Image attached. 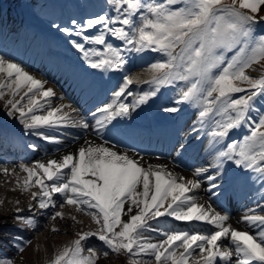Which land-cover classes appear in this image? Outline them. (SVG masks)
<instances>
[{"label": "snow or ice", "instance_id": "1", "mask_svg": "<svg viewBox=\"0 0 264 264\" xmlns=\"http://www.w3.org/2000/svg\"><path fill=\"white\" fill-rule=\"evenodd\" d=\"M108 3L121 15L89 18L75 33L80 36L88 29L102 26L94 36L83 35L84 41L102 48L86 50L85 44L71 41L83 53L89 67L117 71L126 63L123 51L162 52L168 59L150 65V82L159 86L177 79L188 81L190 86L179 102L200 103L201 122L212 113L221 117L210 133L214 143L219 144L230 130L249 121L255 99L264 98V71L256 77L247 71L254 64L264 62V34H254L257 18L264 21V16H259L264 0H166L156 4L144 3V0H108ZM177 4L182 6L171 7ZM137 13L139 25L134 19ZM72 24L77 22L73 20ZM60 31L73 34L68 28ZM106 32L122 41L125 47L121 49L108 43ZM229 52L233 55L227 58L225 54ZM133 83L134 78L125 75L113 93L112 102L97 109L101 115L96 119L95 131L117 117L129 115L157 93L158 88L144 92L133 105L121 103L120 98ZM237 93L247 94L234 98L233 94ZM127 94L132 95L130 91ZM6 95L10 97L6 100L8 115L18 113L25 129L69 124L89 127L84 120L72 121L64 111L66 105H49L46 114H35L36 109H44L42 99L48 102L55 96L54 90L45 88L42 81L20 65L0 57V99ZM165 111L174 113L178 109L169 107ZM249 132L242 141H233L226 151H219L218 157L264 176V115L251 124ZM35 134L46 140L53 139L41 131ZM20 168L26 177L23 180L17 177V184L21 191L39 189L30 195L34 200L39 197L40 209L55 207L52 198L59 194L63 197L61 208L74 207L98 225L96 231L78 232L77 238L60 249L48 264H97V251L91 247L85 249L90 237H95L113 253L124 252L130 257L147 255L154 258L155 264H264V216L242 218L250 227H255V232L225 226L227 215L213 212L189 194L200 186L198 181L177 177L163 165L146 167L111 147L88 142L60 160ZM201 171L197 169L195 174ZM3 172L8 174V169ZM162 216L177 221L205 222L216 230L208 233L167 231L163 233L166 239L152 243L144 232L151 227L150 220ZM56 217L63 219L64 215L55 212L53 218ZM17 219H24L28 225L34 223L30 218L17 216ZM71 219L79 223L75 216ZM225 239L227 244L222 243ZM85 250L88 255H84ZM108 250L102 249L104 257L109 255ZM0 264L12 262L0 260ZM129 264H140V261L130 259Z\"/></svg>", "mask_w": 264, "mask_h": 264}, {"label": "bare ground", "instance_id": "2", "mask_svg": "<svg viewBox=\"0 0 264 264\" xmlns=\"http://www.w3.org/2000/svg\"><path fill=\"white\" fill-rule=\"evenodd\" d=\"M103 3L106 9L111 10L112 5L108 3V0H103ZM100 5L101 2L98 7H100ZM2 11L6 14L5 16L1 15ZM26 18L24 12H20L19 10L8 13L7 10L0 9V25L2 26V30L0 31L8 32L10 35L18 34L20 38H22L23 32H29L31 36L28 40H25L27 41L26 43L28 47L29 44H31L29 47V54L26 55V57H23L25 54L20 51L17 52L15 49L11 50V45L8 44L7 39H3L0 34V57L10 55V57L14 59L21 60L22 65L11 61L9 58H4L20 65L26 72L36 79H41L40 81L43 82L45 88H52L54 90L55 96L48 102H45L42 99L41 103H44V109H36L35 114H46L45 110L49 105L51 107L66 105L67 107L64 111L69 113L72 121L78 122L84 120L88 123L89 127L84 129L69 124L67 126H46L39 130L25 129L23 124L20 123L18 113L11 116L8 115L9 108L6 106V100L10 97L6 95L5 98L0 99V253L9 255L17 264H48L58 248L62 249L73 239L77 238L74 236L75 233L78 231L97 230V227L93 228L90 226V222L92 221L91 218L83 213L77 212L74 207L65 205L61 208L60 204L63 197L59 194H54L52 198L55 207L50 206L46 209H40L38 207L39 197L34 200L30 195L31 192H38L39 189L33 187L30 188L29 191H21L17 184V177H19L20 180H23L26 177V173L20 168L21 165L32 167L36 163H47L49 160H60L66 154L75 153L81 146H87L88 142L111 147L122 154H127L129 157L136 159L146 167L148 165H163L167 171L172 172L177 177H184L185 179L198 181L200 186L189 193L196 198L197 203L204 205L206 208H210L213 212L227 215L228 220L225 221V226H230L240 231H256L255 227H250L242 220V218L246 215L264 216V182L259 184V182L255 183V181H253L252 184L247 185L245 183L246 173L242 177L239 175L232 177L225 165L216 164L215 159L211 158L214 151L217 149L211 148L208 143V138L205 140L204 146L200 148L199 152L197 150L196 153H192L196 150V145L202 140L200 134L203 131L200 123H197L198 121L193 119L185 120V118L191 114L190 111H192V107L190 105L185 102L179 104L177 100L174 99L173 94L166 91L156 100L154 99L151 101L153 98L151 97L146 103L141 104L134 110L130 111L129 115L121 118L117 117L106 127L101 128L99 131H95L94 126L96 119L101 115L100 113H97V109L104 105H96L95 107L90 108L91 110L85 111L80 110V107L75 108L71 105L74 100L67 87L72 85L73 88H79V86L82 85L83 92H91L92 94L96 93L98 96L96 95L89 102V105L93 104L95 100L104 93V89L96 87L95 89H92V87L87 85L89 80L85 82L83 76L87 75L89 71L97 70L95 76L97 77L100 69L89 67L83 59V53L80 52L79 55H67L68 59H72V61L69 62V64H64V62L59 63V66H63V69L60 74H57L59 69L56 70L55 68L52 70L55 66L50 61V58L46 57V51L44 49V45L54 43V39L51 40L47 34L38 38V26L32 30L27 29L31 23L37 22L32 19L31 21L24 23ZM31 53H33L32 56H30ZM122 54H124V57L126 58L123 75L133 77L134 83L129 86V89L120 98V102H128L130 105H133L136 101V93L142 95L144 92L155 89L150 87L151 79L149 78L150 76L152 78L150 65L151 62L155 60V56L146 57L145 55L139 54L131 57L130 51H123ZM51 57H53V53ZM93 59H95V57H93ZM66 67H68L67 73ZM31 69L38 71L45 76L49 71H52L50 78L54 82L52 83L51 79L42 80L41 76ZM132 69L134 70L133 72H131ZM250 69L255 71L257 66L254 65ZM102 71L104 79L107 81V77L111 70H109L108 73L104 72L107 70ZM65 73V79H67L71 73H73V77L66 82L62 78L59 83V85L62 86H59L57 84L59 80H56V78L61 77ZM73 79L77 81L75 84L73 83ZM117 80L113 81L114 86L123 83V78L120 81V78L118 77ZM5 91L7 92V90ZM128 91H130L132 95H128ZM22 94L23 93H21V95ZM109 97H113V93H111ZM18 98L19 97H17V99ZM168 102L174 105L178 111L174 113L167 112V118H161V120L158 119L160 123L164 124V119H166L164 121H167L172 115H174L173 120H176L174 126L172 123L166 125V128L162 131L165 133L164 137L161 134L159 135L162 139V143L169 144L168 149L164 150L163 155L145 157L134 152H127L125 149H118L108 143V141H116L120 144H129V141L136 135H143L144 131L153 128L154 120L151 122L144 116V114L139 112V109H143L145 113L151 115L152 113L158 112L157 107L165 105ZM23 103L26 104L27 100ZM256 111L261 115L262 111L260 109H256ZM181 113L182 115H180ZM93 114H95V116ZM133 118L138 120L136 126H130L129 124L124 123L125 119L129 120ZM250 118L253 121L256 120L254 115H250ZM118 123H123V129L126 131L124 136L115 130V126ZM36 131H41L44 135L52 137L53 139L46 140L43 136L35 134ZM168 133L173 135V141L172 136ZM157 141L158 139L156 142ZM172 149H174L173 152ZM13 151L18 152L17 156L23 161L22 163L17 162L16 155L12 156ZM185 153H187L188 159V162H186L187 160L184 162L185 165L194 163L193 165L197 166V168H193V172L188 171L184 167L179 168L173 165V163H179L180 157ZM3 169H8V174H5ZM197 169L202 170L199 175L195 174ZM211 172H214V174L212 173V175H208ZM209 177H214V179L209 180ZM207 183L208 185L205 186ZM228 184L234 185L237 189L240 188L241 190H244V198L247 199V201L244 200L241 203H236L237 197L233 199L231 203L227 201L225 204L230 212L225 213L215 209L214 206L219 204V200H214L215 202H213V199L215 193L217 191L223 193ZM213 185H215V187H213ZM257 187H259V189H257ZM239 204H243V209L234 215L233 209L238 207ZM17 209H19V212H17ZM55 212H62L64 218L61 219L56 217L54 219ZM17 216L25 219L30 218L34 223L28 225L24 219H17ZM71 216H75L76 221H79V223L74 222L71 219ZM10 217L15 218L14 221H10ZM148 223L151 227L148 230H145V237L148 239L149 234H152L154 238L158 236V242L166 239L163 235L164 232L181 231L179 228H185L182 230L190 232H196L198 231L197 229L200 228H213V231L216 230L214 226L208 225L205 222L177 221L168 216L159 217L157 220H150ZM161 225L164 226L165 229H161ZM53 229H56V231H53ZM14 242H19L21 246L18 247ZM224 242L227 244L228 240L225 239L222 243ZM20 249L21 252L18 254L17 252ZM107 261H109V263ZM97 264L129 263L121 254H116L113 257L108 255L104 258H98Z\"/></svg>", "mask_w": 264, "mask_h": 264}, {"label": "rangeland", "instance_id": "3", "mask_svg": "<svg viewBox=\"0 0 264 264\" xmlns=\"http://www.w3.org/2000/svg\"><path fill=\"white\" fill-rule=\"evenodd\" d=\"M6 1L9 2L14 8H19L21 11L23 10L24 12L27 11L28 9L29 10L31 9V11H33L37 15L36 19L41 17L43 19V23H45V24H47L49 22L50 23L54 22L53 28L56 29L55 33L58 34V36L61 37L63 41H66V44H67L69 50H71V51H77L72 46L71 41H76V42H79V43H83V44H85V48H87L89 45H91L95 49L102 48V46L89 44V43H87L86 41L83 40V35L94 36L100 30H102V26L98 25L94 29H88L87 32L82 33L80 36L75 35V33L79 30L78 26H84L85 25V21L87 19L95 18V17H98L100 15H106L108 17H115V16L121 15V13H118L117 11H115L114 7L111 8V10H112L111 12H108V11L104 10L103 8L97 9V7H96V9L92 10L90 13L83 14V15L79 16L77 14V12H78V10L80 8L78 2L80 1L81 3H83L82 0H77L76 2H75V0H6ZM73 1L75 2V4L71 5L70 7H67L68 3L73 2ZM87 1H89V0H85L84 1L86 9H88L87 8V4H88ZM165 2H166V0H144V3H148V4L165 3ZM226 2H227V0H226ZM37 4L46 5V9L44 11L46 16L45 15H41L40 12H37L36 10H34L35 6ZM171 6L173 8H175V7H179V6H182V5L177 4V5H171ZM39 9H40V11L43 12V6H41ZM49 10H53V15L49 14L50 13ZM62 14H65V16L64 15L62 16ZM144 14L148 15V13L146 11H145ZM259 16H264V9L261 10V12L259 13ZM134 19L136 21V24L139 25L140 24V15H139V13H137V15H136V17ZM73 20H75L77 22L76 25L72 24ZM257 20H258L257 22H259V17L257 18ZM115 26L119 27L120 25H115ZM61 28H68L73 34L72 35L66 34V33L60 31ZM261 30L264 32V27L257 26V23H256L255 26H254V34L256 36H258L260 34H264V33L260 32ZM256 32H260V33L257 34ZM105 35H106V39H107L108 43H111L114 47L121 48L122 45L124 46V43L122 41L115 39L109 33L106 32ZM129 47H131V46H129ZM55 52L58 53L59 50L55 49ZM132 52H135V51H132ZM139 54L140 55H145V56L146 55L157 56V58L153 62H151V64L157 63V62H165L168 59V57L165 54H163L162 52H159V51L153 52L151 50H144L142 52H136V55H139ZM225 55H226L227 58H230L231 55H233V53L229 52V53H226ZM59 59L60 58H55L54 62L55 63H59ZM262 71H264V67L260 65L259 72H256L257 75H259ZM164 85H166V84H164ZM164 85H159L158 86V85L152 83L151 87L156 88V89L158 88V90H160ZM174 85L177 86V90L174 93L175 99L176 100H180V98L182 96V93L187 90V88L190 86V84H189L188 81H183V80H178L177 79V80H173L171 83H169L168 87H171V86H174ZM241 95H243V93H241L239 95L233 94L234 98H237L238 96H241ZM263 99L264 98L259 97V96L255 99V101H254V109L257 108V106L263 102ZM191 104H193L195 107H197L199 109V111L202 110V105L200 103L191 102ZM169 107H173V106L172 105H163L161 107V109L165 111V109L169 108ZM199 111H197V113H199ZM210 119H211L212 123H215V121L220 120L221 117L214 113L211 116ZM238 130H239V127L229 131V132H231V134L229 133V135H228L229 139L227 138L226 141L224 142L225 145L229 144L230 141H238V140L234 139L235 138L234 134L237 133ZM247 134H250L249 130H248ZM225 149H227V147ZM14 219L15 218L10 217V221H14ZM90 226L93 227V228L94 227L98 228V225L93 223V221L90 222ZM78 232H81V231H78ZM77 233H75V235H74L75 237H77ZM14 243L18 247L21 246V244L19 242H14ZM99 244H101L102 246H99ZM88 247H91V248L95 249L97 251V253H98V257L99 258H104L102 256V254L100 255V253L102 251V248H104L103 250H108V249H106V246H104L102 244V242L98 241L95 237H90L85 242V249H87ZM59 250H60V248H58L56 250V253ZM108 251H109V256L113 257V255H114L113 252H111V250H108ZM20 252H21V249L17 253L19 254ZM84 255H88L87 250H85ZM122 255L128 260H130V259H135L136 260L137 259V257H135V256L130 257L129 254L124 253V252H122ZM0 260L11 261L12 264H17L16 262H14V260L9 255H7L5 253H0ZM153 260H154V258H153ZM150 261H152V260H150ZM107 262L109 263V261H107ZM140 264H142V262Z\"/></svg>", "mask_w": 264, "mask_h": 264}]
</instances>
